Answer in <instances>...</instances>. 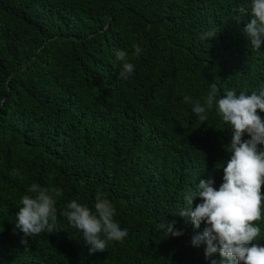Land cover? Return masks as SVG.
Listing matches in <instances>:
<instances>
[{"label":"trees","instance_id":"obj_1","mask_svg":"<svg viewBox=\"0 0 264 264\" xmlns=\"http://www.w3.org/2000/svg\"><path fill=\"white\" fill-rule=\"evenodd\" d=\"M250 2L0 0V264L220 260L191 242L205 225L178 213L199 179L211 176L219 188L230 158L231 126L215 105L201 123L193 103H203L213 83L218 98L264 85V45L252 49L244 31L251 16L240 12ZM211 30L216 36L202 40ZM117 50L135 66L127 80L118 79ZM33 183L62 190V230L24 244L16 213ZM97 191L128 235L89 256L63 212L74 199L94 210ZM165 220L183 234L167 237ZM255 223L264 244V219Z\"/></svg>","mask_w":264,"mask_h":264},{"label":"clouds","instance_id":"obj_2","mask_svg":"<svg viewBox=\"0 0 264 264\" xmlns=\"http://www.w3.org/2000/svg\"><path fill=\"white\" fill-rule=\"evenodd\" d=\"M250 15L244 31L250 39L253 50L264 45V0H251L250 8L240 9ZM215 30L206 31L201 39L210 40L216 36ZM132 57L138 58L142 49L133 46ZM116 59L121 62L118 79L127 80L134 72L125 50H117ZM215 83L203 98L193 103L192 111L202 122L216 106L218 115L231 126L229 143L230 158L223 164V181L219 188L214 187V179H199L195 190L189 187L184 193L185 206L179 215L190 220L194 227L203 223V232L193 236L192 244L206 245L205 257L219 253L220 260H211V264H264V244L258 243L261 228L258 223L264 219V85L259 91L247 94L225 89L222 97L217 96ZM185 102H192L190 96H184ZM259 110V112H258ZM245 134L248 139H243ZM62 190L56 187H42L33 183L27 193L21 197L19 211L16 213L15 229L23 233L21 242L43 232L52 234L60 231L57 223V197ZM200 203L193 206L194 199ZM115 208L102 191H97L94 210L87 205L72 200L66 205L63 215L68 222L82 234L89 256L104 252L111 241H123L128 235L127 229H121L114 220ZM174 221H164L159 228L166 230L168 236H180L182 231L173 230ZM14 229V230H15Z\"/></svg>","mask_w":264,"mask_h":264}]
</instances>
